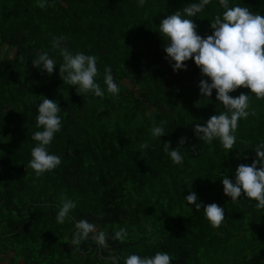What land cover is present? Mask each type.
Returning <instances> with one entry per match:
<instances>
[{
  "label": "trees",
  "instance_id": "trees-1",
  "mask_svg": "<svg viewBox=\"0 0 264 264\" xmlns=\"http://www.w3.org/2000/svg\"><path fill=\"white\" fill-rule=\"evenodd\" d=\"M39 2L0 0V264H106L96 248L81 251L91 246L87 239L71 243L80 219L107 233L120 264L131 254L156 252L170 254L171 264H264V209L245 195L231 200L221 183L223 175L234 179L239 164L250 165L254 148L264 143V99L243 87L230 93L248 94L250 105L230 151L218 138L198 140L194 125L228 110L215 89L211 97L200 94L204 77L193 60L185 62L186 70L173 71L163 50L167 38L159 33L161 20L179 11L193 19L199 35H210V22L224 11L219 0L194 17L183 9L199 0H145L143 7L138 0H44L43 9ZM229 5L264 15V0ZM54 36H64L73 54L97 58L103 97L79 95L77 86L62 80L63 57L52 46ZM44 52L56 63L51 75L32 64ZM106 66L118 96L107 92ZM44 97L61 108L62 127L48 152L62 162L37 177L28 164L37 143L32 134L43 130L36 117ZM161 121H167L165 135L153 137ZM181 137L187 138L180 147L183 163L175 164L164 143L175 148ZM190 191L197 202L224 208L219 228L203 208L187 204ZM65 199L76 208L60 224L56 216ZM121 228L127 237L113 239Z\"/></svg>",
  "mask_w": 264,
  "mask_h": 264
},
{
  "label": "clouds",
  "instance_id": "clouds-1",
  "mask_svg": "<svg viewBox=\"0 0 264 264\" xmlns=\"http://www.w3.org/2000/svg\"><path fill=\"white\" fill-rule=\"evenodd\" d=\"M210 3L211 0H199L198 3H191L184 7L183 12L188 17H194ZM144 4L145 0H138L139 7H143ZM219 5L224 11L222 16L217 15L214 21L210 22L213 30L210 35H199L198 26L193 19L184 18L179 11L161 20L159 33L161 37L167 38L163 50L166 53L165 59L170 63L173 71L186 70L185 62L193 60L204 77L198 85L200 94L203 97H211L215 89L216 100L228 110L219 115H211L203 125L195 124L194 134L198 140L205 143H212L218 138L223 147L230 151L236 143L235 132L238 122L241 118L246 119L249 116L250 106L248 94L241 92L240 95L233 97L230 93L243 87L250 89L257 99H264V15L254 14L247 7L230 6L229 0H219ZM38 6L45 8L44 0H40ZM65 39L64 36H54L52 40V46L59 49L63 57V63L59 66L60 77L68 84L77 86L76 91L79 95L91 92L95 96L103 97L105 92L96 81L99 74L97 58L83 52L73 54L63 43ZM32 64L41 71H46L48 75L53 74L56 66L47 52L34 58ZM103 78L107 92L118 96L120 88L114 82L110 66L105 67ZM195 106L200 105L197 102ZM60 111L59 103L47 97H44L38 105L36 127L43 130L32 134V139L37 143L31 150L32 159L28 164L37 177L53 171L62 162L59 155L48 152V146L53 141L54 135L62 127ZM166 123L167 121H161L160 125L154 126L152 136L156 138L164 136L163 125ZM186 139L181 137L175 148L171 147L170 141L164 143V152L175 164L183 163L180 147L185 144ZM147 147V144L140 146L141 149ZM196 147L193 145L191 149L196 151ZM254 150L256 156L252 159V163L239 164L235 169L234 179L223 175L221 183L223 193L231 200L235 201L241 195H245L250 200L257 201L256 208L264 209V143L257 145ZM184 199L188 205H194L197 211L203 208L204 215L213 228H219L223 224L225 210L217 203L205 205L202 201L197 202L198 196L195 191H190ZM75 208V201L62 200L56 216L57 222L63 224L66 218H70L69 214ZM94 232L93 223L86 219L77 220L75 238L71 243L79 246L82 240L88 239ZM105 237L106 234L100 232L93 235L92 239L104 245ZM126 237L127 230L121 228L112 238L123 241ZM171 262L172 258L166 252H156L150 257L131 254L124 259V264H171Z\"/></svg>",
  "mask_w": 264,
  "mask_h": 264
},
{
  "label": "flooded vegetation",
  "instance_id": "flooded-vegetation-1",
  "mask_svg": "<svg viewBox=\"0 0 264 264\" xmlns=\"http://www.w3.org/2000/svg\"><path fill=\"white\" fill-rule=\"evenodd\" d=\"M97 232H98V230L95 229V232L92 233V234H90L89 238L87 239V241H88L89 243L91 242L92 249L89 250L90 247H89L88 250L82 249V250H81L82 252H84V253H88V252H90V251L95 250V248H96V251H97V253H98V245H97V241L94 240V239H92V236H93V235L98 234ZM105 234H106V237H105V238H106V243H105L104 245H102V253H103L104 256H111V255L117 256L118 259H119V264H120V256H119L118 254H115L114 251H113L112 249H110L111 247L113 248V245H112L111 241L108 239L107 233H105ZM93 241H95L96 246L93 245ZM104 252H108L109 254H104ZM104 261L106 262V264H114V262H111V261H108V260H105V259H104Z\"/></svg>",
  "mask_w": 264,
  "mask_h": 264
},
{
  "label": "water",
  "instance_id": "water-1",
  "mask_svg": "<svg viewBox=\"0 0 264 264\" xmlns=\"http://www.w3.org/2000/svg\"><path fill=\"white\" fill-rule=\"evenodd\" d=\"M97 245H98V253L101 255V257L105 260H109V261H112L114 262V264H119V259L117 256H114V255H111V256H104L102 255V245L99 244L97 242ZM92 249V247L90 248V250Z\"/></svg>",
  "mask_w": 264,
  "mask_h": 264
},
{
  "label": "rangeland",
  "instance_id": "rangeland-1",
  "mask_svg": "<svg viewBox=\"0 0 264 264\" xmlns=\"http://www.w3.org/2000/svg\"><path fill=\"white\" fill-rule=\"evenodd\" d=\"M125 82H126L127 84H129V81H128V80H125ZM10 256H11V252H8V253L6 254V258H7V259L2 260V261L6 263Z\"/></svg>",
  "mask_w": 264,
  "mask_h": 264
},
{
  "label": "bare ground",
  "instance_id": "bare-ground-1",
  "mask_svg": "<svg viewBox=\"0 0 264 264\" xmlns=\"http://www.w3.org/2000/svg\"><path fill=\"white\" fill-rule=\"evenodd\" d=\"M129 142V141H128Z\"/></svg>",
  "mask_w": 264,
  "mask_h": 264
}]
</instances>
